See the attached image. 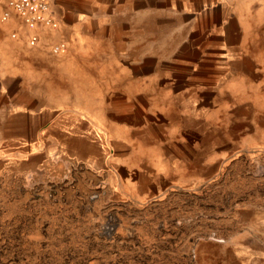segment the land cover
Here are the masks:
<instances>
[{
  "label": "rangeland",
  "instance_id": "rangeland-1",
  "mask_svg": "<svg viewBox=\"0 0 264 264\" xmlns=\"http://www.w3.org/2000/svg\"><path fill=\"white\" fill-rule=\"evenodd\" d=\"M110 3L105 0L103 16ZM215 4L221 7L202 13L214 22L227 21L229 45L264 61V0H159L158 8L145 4L142 14L149 30L152 13L158 14L166 43L174 32L181 36L193 29L191 11ZM5 16L1 12L4 29ZM20 46L38 44H31V37L23 40L15 29L0 33V62L6 64L1 76L31 72L12 66ZM84 73L79 71L78 105L105 120L107 104L97 97L108 87L87 84ZM247 80L225 84L223 94L209 103L203 140L178 133L180 117H171L172 124L163 114L157 119L156 141L190 142L207 163L204 168L192 156L193 182L161 197L121 196L112 173L66 152L31 171L0 167V264H264V226L251 220V213L264 212V145H255L264 140V116L255 120L260 133L251 134ZM258 104L264 110V101Z\"/></svg>",
  "mask_w": 264,
  "mask_h": 264
},
{
  "label": "crops",
  "instance_id": "crops-1",
  "mask_svg": "<svg viewBox=\"0 0 264 264\" xmlns=\"http://www.w3.org/2000/svg\"><path fill=\"white\" fill-rule=\"evenodd\" d=\"M5 1L0 14L9 19L0 33L15 29L23 40L37 35L39 42L18 47L19 60L12 63L31 72L0 74V167L31 171L51 155L66 152L112 173L121 196L161 197L185 181L193 182L192 156L199 163L205 158L190 142L156 141L157 119L163 114L172 124L171 117H180L178 133L198 134L203 140L212 112L209 103L236 78L244 83L251 79V134L260 133L255 120L264 116L258 104L264 101V61L252 54L245 57L240 45H229L224 18L214 22L202 13L221 4L191 11L193 29L181 36L174 32L162 43L158 14L151 15V30L142 14L145 4L158 8L159 0H111L105 16V0H53L57 30L23 27ZM63 42L67 50L53 54ZM5 65L0 62V70ZM80 70L90 80L87 84L108 87L97 97L107 104L105 120L78 105ZM261 144L264 140L255 145ZM251 220L264 226V212L251 213Z\"/></svg>",
  "mask_w": 264,
  "mask_h": 264
},
{
  "label": "built area",
  "instance_id": "built-area-1",
  "mask_svg": "<svg viewBox=\"0 0 264 264\" xmlns=\"http://www.w3.org/2000/svg\"><path fill=\"white\" fill-rule=\"evenodd\" d=\"M53 0H6L5 4L8 9H11L16 14L19 23L30 29L44 27L50 30H57L60 27L59 22L54 18L51 8ZM4 0H0V4ZM8 20V15L4 17ZM16 37V35H13ZM39 37L33 35L31 44H37ZM67 50L66 43H60L52 49L53 54L59 55Z\"/></svg>",
  "mask_w": 264,
  "mask_h": 264
}]
</instances>
